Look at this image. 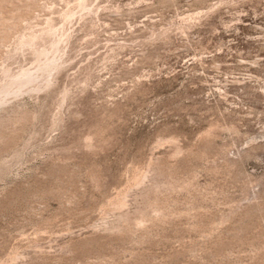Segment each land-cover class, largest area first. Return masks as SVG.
<instances>
[{"label": "rangeland", "instance_id": "1", "mask_svg": "<svg viewBox=\"0 0 264 264\" xmlns=\"http://www.w3.org/2000/svg\"><path fill=\"white\" fill-rule=\"evenodd\" d=\"M0 23V86L46 73L33 46L60 64L0 106V264H264V0H0Z\"/></svg>", "mask_w": 264, "mask_h": 264}, {"label": "bare ground", "instance_id": "2", "mask_svg": "<svg viewBox=\"0 0 264 264\" xmlns=\"http://www.w3.org/2000/svg\"><path fill=\"white\" fill-rule=\"evenodd\" d=\"M5 1V0H4ZM67 12H69V11H67ZM66 12V13H67ZM18 13V12H17ZM66 13H65V16H66ZM68 14V13H67ZM12 15L13 14H11V15H9V18H12ZM6 16V15H5ZM11 16V17H10ZM18 16H19V13H18ZM18 16H16L17 18H19ZM7 17V16H6ZM15 18V17H14ZM23 18V17H22ZM6 20H8L7 18H5ZM21 19V18H20ZM10 20H13V18L12 19H10ZM15 20V19H14ZM17 20V19H16ZM15 20V21H16ZM5 21V20H4ZM3 21V22H4ZM12 21H9L8 20V23H11ZM5 23V26L4 27H8L9 25H15V24H13L14 22H12V24H6V21L4 22ZM16 23V22H15ZM18 23H19V21H18ZM1 24V26H2V23H0ZM10 26V27H11ZM13 27V26H12ZM11 27V29H13ZM16 28V27H15ZM10 29V28H9ZM10 29V30H11ZM0 30H1V28H0ZM7 30V29H6ZM10 30H9V32H10ZM13 31V30H12ZM0 32H2V30L0 31ZM3 32H4V30H3ZM4 34H6V33H4ZM3 34V35H4ZM0 35H1V33H0ZM0 36V39H3L4 40V36ZM30 39V38H29ZM6 40V39H5ZM2 41V40H1ZM23 41H24V39H23ZM34 43V42H33ZM52 45H51V47H55V44H56V41L55 40H52ZM33 46V45H32ZM50 47V46H49ZM33 48H35V52H36V55H37V64L43 69V71H45L46 73L43 75V73H42V77L41 78H38V74H36V75H34V74H32V72H34V69H26V70H22V71H20V72H18V74H16V76L15 75H11L10 73V75H8V74H6V76H7V78H6V80H5V82H4V84H2L1 86H0V106L2 105V104H4L6 101H8L9 99H4V97H5V94L7 95V94H10V95H12V94H20V93H22V92H25L26 90H30V89H40V88H43V87H46V86H48L49 84H50V79H49V76L51 75V72L52 71H54V70H56L59 66H60V64H59V62L57 61V59L53 56V55H51V54H49L48 53V50L46 49V48H41V49H39V48H36V47H34L33 46ZM7 73V72H6ZM40 73H41V71H40ZM35 81V80H38L37 82H35L32 86H30V87H28V88H26V86H23V84H24V82L25 81ZM53 80V79H52ZM22 87V88H21ZM2 94H4L3 96H1ZM15 113V112H14ZM3 119V118H2ZM1 119V117H0V121L2 120ZM20 119V118H19ZM4 120V119H3ZM3 123V122H2ZM154 178V177H153ZM153 181V180H152ZM152 185V184H151ZM148 186H150V185H148ZM155 186V185H154ZM157 186V185H156ZM156 186H155V188H156ZM152 188V187H151ZM150 188V189H151ZM157 188H158V186H157ZM147 192V191H146ZM120 200V199H119ZM123 201V199L122 200H120V203L118 202L117 203V206H118V204H122V203H125V202H122ZM115 203V202H114ZM116 204V203H115ZM144 208V210L143 211H145V213L147 214V212L149 211V209H147V208H145V206L143 207ZM150 208V207H149ZM139 210V209H138ZM142 210V209H141ZM140 210V211H141ZM148 210V211H147ZM153 211V209L151 208L150 209V211ZM155 210V209H154ZM157 210V209H156ZM143 211H141V214H142V212ZM150 213V212H149ZM148 213V214H149ZM125 214V213H124ZM127 214V213H126ZM137 214V213H136ZM145 215V214H144ZM122 216V215H121ZM123 217V216H122ZM122 219V218H121ZM138 219V218H137ZM139 220V219H138ZM121 221V220H120ZM137 223V222H136ZM118 227V226H117ZM119 228H120V226H119ZM108 229V228H107Z\"/></svg>", "mask_w": 264, "mask_h": 264}]
</instances>
